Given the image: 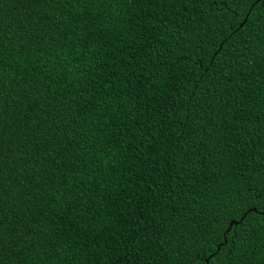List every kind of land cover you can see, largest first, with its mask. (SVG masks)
I'll return each mask as SVG.
<instances>
[{
	"label": "trees",
	"instance_id": "obj_1",
	"mask_svg": "<svg viewBox=\"0 0 264 264\" xmlns=\"http://www.w3.org/2000/svg\"><path fill=\"white\" fill-rule=\"evenodd\" d=\"M262 9L263 0H243L239 7L224 0L145 6L119 0L99 11L68 0L43 7L34 0H0L6 32L0 75L9 112L3 136L28 152H18L14 166L32 177L0 188L8 205L20 202L28 217L16 221L27 231L12 229L15 239L5 242L0 264H190L189 255L211 253L206 237L223 255L230 240L220 226L232 218L228 206L244 186L237 177L264 163V53L253 43L254 61L235 67L242 74L234 80L218 83L213 73L218 63L239 59L234 45L247 25L232 33L247 12L259 29ZM37 12L56 18L61 30L40 23ZM41 81L47 101L39 99L58 113L57 131L50 129L40 141L43 151L33 155L24 127L34 112L22 114L15 106L19 90L30 100ZM158 114L169 119L156 126L151 121ZM50 184L63 188L59 201V193L45 190ZM40 220L59 223L60 232ZM146 237L152 252L139 256ZM200 264H218V258Z\"/></svg>",
	"mask_w": 264,
	"mask_h": 264
},
{
	"label": "snow or ice",
	"instance_id": "obj_2",
	"mask_svg": "<svg viewBox=\"0 0 264 264\" xmlns=\"http://www.w3.org/2000/svg\"><path fill=\"white\" fill-rule=\"evenodd\" d=\"M58 2L62 3L63 0H34L37 7H43L45 5L52 6ZM68 2L73 6H76L77 3H87L90 8H96V10L99 11L101 8L107 9L110 5L118 3L119 0H68ZM129 2L145 6L150 2H154V0H129ZM158 2L163 5L170 2L174 3L175 0H158ZM208 2L211 4L212 0H208ZM241 2H243V0H224L225 4H236L237 7L240 6ZM261 11H264V9ZM233 14L238 15L239 13L233 11ZM36 15L40 17V23L44 24L50 30L57 33L61 30V26L53 22L56 18L45 16L42 12H37ZM247 17H251V12L246 13V18L243 23L232 33L233 36L236 35V33L240 31V28L247 25V31L243 39L234 45V48L238 50L236 55L239 59L231 61L229 65H224L222 63L216 65V71L213 75L218 78V83L220 82L219 78L234 80L238 74H242L237 73L235 67L248 66L254 61L256 49L252 46L253 43L259 45L261 53H264V21L261 22V27L257 29L255 22L249 23ZM33 27L35 28L36 26L33 25ZM36 31L39 36L44 35L43 29L37 28ZM5 36L6 32L4 28L0 27V37ZM0 51H3V49L0 48ZM262 59H264V56H262ZM0 60H2V57H0ZM261 73H264V68H261ZM262 79H264V77H262ZM29 83H32V81H29ZM212 87L216 88V84H213ZM249 87H251V85H249ZM46 90L44 82L41 81L32 89V91L35 92V95L32 96L30 100L28 99L30 95L29 92L24 90H19L17 92L18 99L16 101L15 111L22 114L34 112L33 118L26 122L24 127V132L27 133L24 144L31 147L33 155L37 148L43 151L40 141L47 140L46 133L50 129L52 131H57L53 126L57 123L56 118L58 113L53 109L51 104L42 102L41 99H39L40 97H43L44 101H47V97L43 96L44 91ZM233 91V89H229L222 93V95L228 96L229 93ZM6 99L7 86L3 76L0 75V188L5 186L14 188L17 186L14 183L17 178L27 182L31 180L32 177L26 174L25 168H17L14 166V158L16 157V154L19 152L27 156L28 152L18 143H8L3 136L4 123L9 117V112L5 105ZM212 99H215V97H212ZM261 100L264 101V96L261 97ZM181 103H183V101H181ZM209 103H211V100ZM179 114L180 110L176 109V115ZM160 119H169V117L158 114L157 118L153 119L151 122L158 126V121ZM184 127H189L187 122H185ZM49 142L52 143V147H56L55 141ZM232 151L235 152L236 149L233 148ZM10 165H12L11 168ZM25 167L27 168V165ZM45 167H47V162H45ZM180 175L182 176L183 173H180ZM5 176H7V185L4 183ZM237 178L238 180H241L244 186L237 189L236 197L228 206L232 213V218L227 216L224 217L220 226V235H223L226 238L225 242L230 240L228 247L225 249L223 255H221L218 249L213 246L214 241L211 238L206 237L205 242L212 248L211 253L203 258L198 256L197 253L189 255L187 258L190 264H200L201 259L211 261L214 257L218 258V264H223L225 259L233 260L234 264H256L255 258L257 256L260 258V264H264V163H261L258 167L253 164L252 169L249 170L247 175ZM36 179L39 180L40 177L37 176ZM64 179L70 180V170L64 175ZM19 186L23 187V185ZM173 187H176V185H173ZM36 190L40 191V188L37 187ZM45 190L50 192L51 195L59 193L57 201H59L60 197L65 196V192L61 186H53L50 184ZM49 198H51V196ZM31 199L32 197H28L23 200V205H29ZM41 214L43 216L52 215L49 211H43ZM14 216L16 217L15 221L13 220ZM21 217L25 220L28 219L27 214L22 211L21 203L16 202L15 207L9 206L6 199V193L0 191V251L3 250L4 244L7 240L15 239V235L11 234L13 228L21 227L27 231L28 226L24 225L22 222L19 225L16 223ZM39 223L50 228L53 234L59 233L61 230V225L59 223L53 225L49 224L46 220H40ZM29 224L31 225V222H29ZM236 224H239L240 227L236 228ZM31 226L34 228L37 227L36 225ZM229 233H231L230 237ZM37 234L38 233L35 231L32 233V235ZM218 240L219 237L217 236L216 242H218ZM257 240L259 241L258 246ZM140 243L141 247L137 249V255L145 256L152 252V246L147 237ZM220 246L223 247V244Z\"/></svg>",
	"mask_w": 264,
	"mask_h": 264
},
{
	"label": "water",
	"instance_id": "obj_3",
	"mask_svg": "<svg viewBox=\"0 0 264 264\" xmlns=\"http://www.w3.org/2000/svg\"><path fill=\"white\" fill-rule=\"evenodd\" d=\"M264 1V0H263Z\"/></svg>",
	"mask_w": 264,
	"mask_h": 264
}]
</instances>
